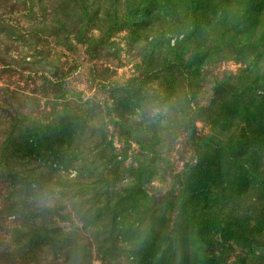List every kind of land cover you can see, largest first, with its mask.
<instances>
[{"label":"rangeland","instance_id":"rangeland-1","mask_svg":"<svg viewBox=\"0 0 264 264\" xmlns=\"http://www.w3.org/2000/svg\"><path fill=\"white\" fill-rule=\"evenodd\" d=\"M0 264H264V0H0Z\"/></svg>","mask_w":264,"mask_h":264},{"label":"trees","instance_id":"trees-1","mask_svg":"<svg viewBox=\"0 0 264 264\" xmlns=\"http://www.w3.org/2000/svg\"><path fill=\"white\" fill-rule=\"evenodd\" d=\"M191 126L194 127L195 126V122L194 121H191ZM191 127V128H192ZM38 215H39V212H38Z\"/></svg>","mask_w":264,"mask_h":264}]
</instances>
